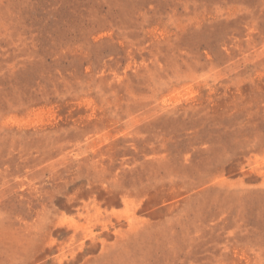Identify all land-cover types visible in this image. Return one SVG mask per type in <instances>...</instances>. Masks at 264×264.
Listing matches in <instances>:
<instances>
[{"label": "rangeland", "instance_id": "374dc122", "mask_svg": "<svg viewBox=\"0 0 264 264\" xmlns=\"http://www.w3.org/2000/svg\"><path fill=\"white\" fill-rule=\"evenodd\" d=\"M0 264H264V0H0Z\"/></svg>", "mask_w": 264, "mask_h": 264}]
</instances>
